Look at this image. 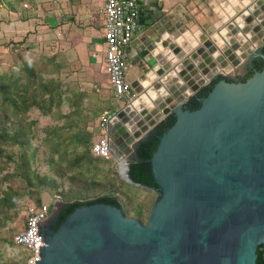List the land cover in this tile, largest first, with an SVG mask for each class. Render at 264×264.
<instances>
[{
    "label": "water",
    "instance_id": "95a60500",
    "mask_svg": "<svg viewBox=\"0 0 264 264\" xmlns=\"http://www.w3.org/2000/svg\"><path fill=\"white\" fill-rule=\"evenodd\" d=\"M234 6L240 9L223 19L216 36L179 33L167 40L154 58V74L147 73L144 85L133 82V99L107 120L119 177L157 195L146 223L93 204L75 209L54 229L65 207L56 203L35 223L32 264H256L264 246V67L257 71L253 64L264 61V0ZM252 44L261 48L247 53ZM247 69L252 76L246 82L222 79L200 96L218 77ZM193 100L199 107L189 110ZM169 118L173 125L146 160L153 188L129 173L141 162L140 144Z\"/></svg>",
    "mask_w": 264,
    "mask_h": 264
},
{
    "label": "trees",
    "instance_id": "16d2710c",
    "mask_svg": "<svg viewBox=\"0 0 264 264\" xmlns=\"http://www.w3.org/2000/svg\"><path fill=\"white\" fill-rule=\"evenodd\" d=\"M30 46L27 45L28 49ZM254 64L257 71L264 67L263 60ZM251 76L252 72L240 82H246ZM222 79L234 82L218 77L200 96H206ZM65 98L67 105L63 104ZM82 100L84 93L80 91L63 94L57 76L41 80L29 63L19 64L17 69L0 65V245L17 247L28 254L21 260L0 259V264H27L30 254L14 244L16 234L3 237V233L7 229L12 231V224L17 222L28 202L35 206L42 204L43 192L57 196L65 204L54 229L75 209L93 204L122 209L125 216L142 224L148 219L155 200L152 204L134 206L131 197L111 177L109 159L92 155L97 127L95 123L90 131L87 127L99 110L92 113L82 106ZM187 106L189 110H196L199 103L193 100ZM113 111L115 105L108 112ZM173 123V118L167 119L159 125L156 135L140 144L137 154L141 162L132 164L129 173L133 180L156 188L146 160L156 150L159 137ZM106 171L104 180L94 179ZM256 254V264H264V246Z\"/></svg>",
    "mask_w": 264,
    "mask_h": 264
},
{
    "label": "crops",
    "instance_id": "0c3cea01",
    "mask_svg": "<svg viewBox=\"0 0 264 264\" xmlns=\"http://www.w3.org/2000/svg\"><path fill=\"white\" fill-rule=\"evenodd\" d=\"M15 1L22 6L18 9V14L23 15L21 16L23 20L15 25L16 29L11 27L18 31L13 30V33L17 34L15 36H20L25 35L30 29H37V33L32 37H37L39 42H43L42 45L49 44L50 52L45 59L48 58L51 67L56 64L66 65L67 68L69 66L79 73L87 71L104 73L102 8L105 0ZM236 2L238 0H138L139 29L127 48L126 79L131 85L135 81L144 85L143 79L147 73L151 76L154 74L152 68L155 66V56L159 55L167 40H171L179 33H181L179 37L216 36V33L225 26L223 19L230 18L232 13L240 9L234 6ZM41 7L49 10L46 17L45 15L39 17ZM227 8L230 11H227ZM0 31V41L4 42L7 36H10L9 33L7 34L10 25L7 26L6 22H2ZM263 40L264 37L261 41ZM260 48V45L252 44L246 52L254 54ZM1 49L6 50L4 45ZM8 51L14 52L16 49L10 48ZM243 63L244 61L239 66ZM98 75L100 77L101 74ZM92 76L90 78H93ZM102 76H106L105 73ZM209 83L210 80L207 79L203 88ZM107 87L109 88V85ZM134 96L132 90L130 97L122 102L129 101ZM122 102H117L115 109L121 106Z\"/></svg>",
    "mask_w": 264,
    "mask_h": 264
},
{
    "label": "rangeland",
    "instance_id": "374dc122",
    "mask_svg": "<svg viewBox=\"0 0 264 264\" xmlns=\"http://www.w3.org/2000/svg\"><path fill=\"white\" fill-rule=\"evenodd\" d=\"M21 7L22 6H20L15 0H0V27L2 26V22H6L7 26L10 25V31H7V34L9 33L10 36H7V39L4 42L0 41V65L17 69V65L29 63L34 67L41 80L46 77L57 76L63 94L67 95L75 91L84 93V101L82 100V106L88 107L92 111V113H95L96 110H99V113L95 116V120L88 123L87 130L90 131L91 128H93L94 123L96 124L95 121L97 120L99 115H101L104 111L110 110L111 106H116L118 104L113 97L110 89L107 87L108 85L106 76L101 77V75L104 74L102 71L101 73L100 71L99 73L95 71H93V73H90V71L79 73L77 70L73 71L69 66L67 68L66 65L56 64L51 67L48 64V58L45 59V57H48L47 55H49L48 52H50L48 51L49 44L42 45L43 42H39L40 40H38L37 37H32L33 34L35 35L37 33V29H30L29 32H26L25 35L22 34L20 36H15L17 34L13 33V30L16 31L15 25H17L21 19L23 20V18H21V16L23 15L18 14V9H20ZM47 13H49V10L47 8L44 9L43 7H41L39 17L42 18L43 15H45L46 17ZM12 26L15 29H12ZM19 44L20 46L18 49V46L16 45ZM29 44L31 46L28 49L27 45ZM2 45L5 46L6 50L2 51ZM8 48L16 49V51L10 52L8 51ZM53 69H56L57 71H54ZM98 74H101L100 77ZM90 76H92L93 78H90ZM63 104H68L66 98ZM95 138L96 135L93 137V141L95 140ZM108 161L110 162L109 165L111 169V177L115 180L119 189L131 197V201L134 206H137L139 204L146 205L148 202L152 204V202L156 200L157 195L154 192L147 189L131 186L122 181L118 175V170L114 166V162L111 159H109ZM107 173V171L106 173H101L94 179L104 180ZM41 201L43 204L50 205L51 209L54 207V204L61 202V200L57 196H54L48 192H43L41 194ZM29 205L32 204L28 202L25 207ZM25 207L22 208L16 220L17 222L15 224H12V226L14 227L12 231L7 229L6 231H4L3 237H11L12 235L18 234L23 229ZM0 256L1 260L10 261L11 259L21 260L23 257H28V254L17 247L10 248L6 245H0ZM29 260L30 257L27 260V264L29 263Z\"/></svg>",
    "mask_w": 264,
    "mask_h": 264
},
{
    "label": "built area",
    "instance_id": "2783aa9c",
    "mask_svg": "<svg viewBox=\"0 0 264 264\" xmlns=\"http://www.w3.org/2000/svg\"><path fill=\"white\" fill-rule=\"evenodd\" d=\"M102 14L104 73L113 97L117 102H122L130 97L132 91L131 84L125 77V67L127 48L139 29L138 0H105ZM110 116L111 113L106 111L97 120L98 133L91 148L94 157L111 159L106 133V123ZM24 209V227L15 235L14 244L29 252L28 264H32L37 255L35 223L47 219L50 205H29Z\"/></svg>",
    "mask_w": 264,
    "mask_h": 264
},
{
    "label": "flooded vegetation",
    "instance_id": "af4514ba",
    "mask_svg": "<svg viewBox=\"0 0 264 264\" xmlns=\"http://www.w3.org/2000/svg\"><path fill=\"white\" fill-rule=\"evenodd\" d=\"M260 60H261V59H257V60L254 61V63H256V62H258V61H260ZM253 65H254V69H255V64H253ZM250 72H252L251 69H247L244 75H242V76H237V77H232V78H229V79L232 80V81H234V82H240V81H242V79H243L244 77H246L247 74L250 73ZM157 131H158V129H157ZM157 131L155 132V135L157 134ZM54 225H55V224H54ZM54 225H53V226H54Z\"/></svg>",
    "mask_w": 264,
    "mask_h": 264
}]
</instances>
